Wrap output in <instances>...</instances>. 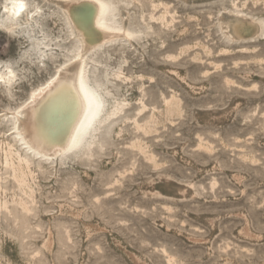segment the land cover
Instances as JSON below:
<instances>
[{"label": "rangeland", "instance_id": "rangeland-1", "mask_svg": "<svg viewBox=\"0 0 264 264\" xmlns=\"http://www.w3.org/2000/svg\"><path fill=\"white\" fill-rule=\"evenodd\" d=\"M63 1L0 25V264H264V0H101L129 36L89 51L97 125L47 157L11 112L80 48Z\"/></svg>", "mask_w": 264, "mask_h": 264}, {"label": "bare ground", "instance_id": "bare-ground-1", "mask_svg": "<svg viewBox=\"0 0 264 264\" xmlns=\"http://www.w3.org/2000/svg\"><path fill=\"white\" fill-rule=\"evenodd\" d=\"M14 4L15 0L0 1V25L13 31L28 22L39 9L37 3L25 0V9L16 14ZM60 5L80 48L11 112V129L17 140L35 154L47 157L67 152L85 127L97 125L93 121L99 113L97 104L99 106L100 102H97V90L89 88L85 76V60L89 51L107 39L129 36L125 27L114 29L105 24L107 11L101 0H70L60 2ZM250 22L257 32L261 30L255 21ZM234 23L233 18L222 20L224 30L232 37L238 36ZM9 70L14 74L10 67H0V76L3 77L0 80L14 78ZM108 111L104 113L114 112L116 108ZM92 131L81 135L78 150L86 144Z\"/></svg>", "mask_w": 264, "mask_h": 264}, {"label": "snow or ice", "instance_id": "snow-or-ice-1", "mask_svg": "<svg viewBox=\"0 0 264 264\" xmlns=\"http://www.w3.org/2000/svg\"><path fill=\"white\" fill-rule=\"evenodd\" d=\"M16 14H19V12L23 11L26 7L25 0H15L14 4ZM10 74L14 76V74L11 73V70H9ZM0 79H3L2 76H0Z\"/></svg>", "mask_w": 264, "mask_h": 264}, {"label": "water", "instance_id": "water-1", "mask_svg": "<svg viewBox=\"0 0 264 264\" xmlns=\"http://www.w3.org/2000/svg\"><path fill=\"white\" fill-rule=\"evenodd\" d=\"M98 129V128H97ZM96 131V130H95ZM93 136H94V134H93ZM93 136H92V138H93Z\"/></svg>", "mask_w": 264, "mask_h": 264}]
</instances>
